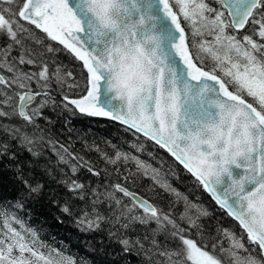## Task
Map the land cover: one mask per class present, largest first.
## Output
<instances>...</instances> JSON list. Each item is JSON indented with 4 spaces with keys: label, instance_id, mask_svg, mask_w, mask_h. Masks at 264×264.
<instances>
[{
    "label": "snow or ice",
    "instance_id": "obj_1",
    "mask_svg": "<svg viewBox=\"0 0 264 264\" xmlns=\"http://www.w3.org/2000/svg\"><path fill=\"white\" fill-rule=\"evenodd\" d=\"M0 4V179L10 172L21 187L16 207L44 197L53 181L62 191L52 189L50 203L81 232L106 233L120 264L132 255L140 264H264V0ZM58 53L77 62L78 75ZM49 107L105 119L154 142L233 226L205 232L203 218L212 213L128 153L104 158L113 165L133 160L144 175L151 169L150 179L183 202L182 212H165L125 183L82 180L81 169L97 178L101 171L48 133L40 121L51 123ZM137 225L155 227L133 238ZM0 264L75 261L0 211Z\"/></svg>",
    "mask_w": 264,
    "mask_h": 264
},
{
    "label": "trees",
    "instance_id": "obj_2",
    "mask_svg": "<svg viewBox=\"0 0 264 264\" xmlns=\"http://www.w3.org/2000/svg\"><path fill=\"white\" fill-rule=\"evenodd\" d=\"M213 6L217 5L213 4ZM57 59L74 73L79 74L77 62L70 57L64 53H58ZM77 91L74 90L69 95L75 96ZM56 99L59 101L60 96L57 95ZM44 115L51 120V123H47L46 120H41L40 123L53 138L61 143L73 145V151L90 161L96 170L101 171V177L97 178L92 177L86 169H81L79 175L82 180L89 182L102 180L105 185L125 183L130 191L147 199L165 212H171L173 215L182 212L183 202L174 203L175 197L172 194L154 184L150 179L151 171H148V175H144L142 169L138 172L136 162L133 160L127 163L117 162V165H113L107 163L104 158V154L113 156L116 151L128 153L130 156L137 157L145 165L161 169L162 173L167 174L165 178L172 187L187 196L191 202L207 208L212 213L211 216L203 218L205 232L214 234L217 226H233L234 222L218 208L215 202L198 186L194 178L168 153L142 135L125 131L119 124L105 119L72 116L60 108L49 107L45 109ZM140 144H143L142 151L133 147V145ZM21 158L27 159V155L23 154ZM46 158L55 165L54 156L47 153ZM172 172L176 175H172ZM57 175H59L58 170ZM37 176L48 181V178L40 172H37ZM125 176L129 177L128 182L124 181ZM52 189H57V186L55 182L48 181L44 197L31 199L25 203L23 208H18L15 205L22 189L12 179V174L5 172L3 178L0 179V211L19 217L26 227L35 230L40 241L50 248L59 250L64 257L74 260L75 264H120L119 257L113 255L119 252L118 245L109 240L106 233L81 232L74 225L73 217L66 216L57 205L50 203L49 193ZM56 198L59 199V197ZM77 210L74 208V212ZM13 226L19 227V225ZM152 227L155 226L150 225L146 228L137 225L135 231L130 232L129 235L133 238L143 237ZM159 238L164 239L163 236ZM125 264H140V257L132 255Z\"/></svg>",
    "mask_w": 264,
    "mask_h": 264
},
{
    "label": "rangeland",
    "instance_id": "obj_3",
    "mask_svg": "<svg viewBox=\"0 0 264 264\" xmlns=\"http://www.w3.org/2000/svg\"><path fill=\"white\" fill-rule=\"evenodd\" d=\"M4 5L3 4H0V7H3ZM4 41L3 40H0V44H3ZM148 171H151L150 169Z\"/></svg>",
    "mask_w": 264,
    "mask_h": 264
},
{
    "label": "water",
    "instance_id": "obj_4",
    "mask_svg": "<svg viewBox=\"0 0 264 264\" xmlns=\"http://www.w3.org/2000/svg\"><path fill=\"white\" fill-rule=\"evenodd\" d=\"M209 1H212V0H209ZM154 143V142H153ZM174 159V158H173ZM178 163V162H177ZM181 166V165H180ZM206 193V192H205ZM207 194V193H206ZM208 195V194H207ZM213 201V200H212ZM231 219V218H230Z\"/></svg>",
    "mask_w": 264,
    "mask_h": 264
}]
</instances>
